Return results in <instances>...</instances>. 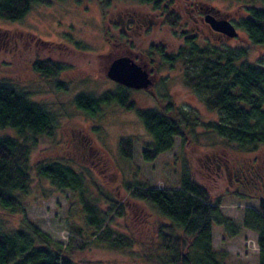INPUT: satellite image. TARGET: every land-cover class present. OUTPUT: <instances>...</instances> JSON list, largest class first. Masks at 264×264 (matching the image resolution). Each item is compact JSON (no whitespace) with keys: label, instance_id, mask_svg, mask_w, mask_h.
Returning a JSON list of instances; mask_svg holds the SVG:
<instances>
[{"label":"rangeland","instance_id":"obj_1","mask_svg":"<svg viewBox=\"0 0 264 264\" xmlns=\"http://www.w3.org/2000/svg\"><path fill=\"white\" fill-rule=\"evenodd\" d=\"M210 1L216 6L232 7L225 0ZM132 3L137 4L136 0H112V7L107 9L99 0H45L33 4L20 20L0 17V81L7 80L27 91L33 100L45 104L56 116L54 134H40L30 153L31 181L27 190L21 192L22 204L9 209L0 203V226L11 231L23 227L29 219L53 239L66 244L74 225L80 226L85 236H93L95 227L88 222L85 199L97 203L102 211L111 209V199L117 200L122 210L112 209L109 223L129 235L132 245L118 249L95 240L83 251H76L73 257L88 264H162L158 256L164 251L160 248L156 226L172 221L150 202L132 197L126 184L180 187V172L186 163L195 180L209 190L214 201L220 199L221 211L240 225L238 234L233 236L223 226H214L212 241L219 258L226 264H257L260 249L257 233L243 226L242 221L245 207L257 208L259 201L264 200V145L252 151L242 150L236 142H228L197 124V133L191 132L187 147L176 137L171 149L146 161L142 152L153 137L135 111H126L114 102L104 104L92 116L73 101L80 92L100 94L116 87L105 73L108 58L103 53L104 29L113 7L129 5L131 8ZM251 4L262 5L258 0ZM179 31L180 28L161 24L139 47L147 49L151 41H156L177 53L184 44ZM240 34L237 39L226 41L228 46H246L248 60L259 61L264 56V47L251 42L244 29ZM220 39L221 36L206 27L197 42L215 44ZM57 51H63L64 58ZM45 58L66 61L68 68L61 78L68 83V89L58 88L54 80L34 69V63ZM186 64L177 61L174 68L163 69L171 77L166 82L158 81L152 94L146 88L133 89L132 97L137 105L158 107L159 99L172 100L195 110L203 120L218 119L217 112L206 106L203 92L186 83ZM2 134L18 136L19 131L16 127L0 126ZM123 137L133 139L130 158L120 152L119 142ZM216 152H224L232 163L237 162L241 174H234L230 179L225 175L215 178L214 170L206 166V161ZM51 159H60L85 173V189L60 188L39 175L38 164Z\"/></svg>","mask_w":264,"mask_h":264},{"label":"trees","instance_id":"obj_2","mask_svg":"<svg viewBox=\"0 0 264 264\" xmlns=\"http://www.w3.org/2000/svg\"><path fill=\"white\" fill-rule=\"evenodd\" d=\"M45 0H0V17L15 21L22 19L33 4ZM155 2L157 0H138ZM255 1V0H254ZM262 5L248 4V14L239 25L251 42L264 47V0ZM103 5L106 0L101 1ZM180 17L168 13L167 22L177 25ZM196 35L183 36L184 44L177 53L159 47L160 59L186 66V83L203 92L206 106L217 112L218 119L203 120L193 109H187L172 100H160L158 107H139L132 97V89L117 84L103 93H77L73 101L88 115H97L104 104L118 103L126 111H135L153 141L142 152L146 161H152L174 146L180 137L183 146L190 142L191 132L197 124L214 131L228 142H236L242 150H255L264 145V56L259 61L248 60L246 46H225L207 42L200 44ZM186 64V65H187ZM64 68L67 67L65 64ZM34 69L47 76L59 73V64L52 60H38ZM68 89L66 84H57ZM156 96H159L156 94ZM198 120V121H196ZM0 126L16 127L18 136L0 135V203L5 208L16 209L22 204L21 192L30 181V153L40 134L53 135L56 116L49 108L33 100L29 93L8 82L0 81ZM120 152L133 156V139L123 137ZM38 174L50 179L60 188L85 189L86 175L60 159L41 162ZM180 187H153L142 183H127L130 195L150 202L172 223H158L160 248L158 261L162 264H226L213 246V230L221 225L230 236L238 234L240 225L220 209V199L214 201L209 190L195 180L185 163L180 172ZM111 209L102 211L97 203L85 199L88 222L95 227L93 236H85L78 225L72 227L69 241L53 239L29 219L25 225L11 231L0 226V264H88L76 260V251H83L97 240L114 248L130 247L132 238L113 228L109 218L112 209L122 210L117 200L111 199ZM120 209V210H119ZM112 217V216H111ZM242 225L257 233L259 258L264 264V200L257 208H244Z\"/></svg>","mask_w":264,"mask_h":264},{"label":"flooded vegetation","instance_id":"obj_3","mask_svg":"<svg viewBox=\"0 0 264 264\" xmlns=\"http://www.w3.org/2000/svg\"><path fill=\"white\" fill-rule=\"evenodd\" d=\"M99 1L102 4V0ZM225 1L227 5H231L232 7L225 8L224 6H216L210 0H185L184 4L181 3L182 0H157L156 3H145L136 0L137 4L132 3L131 8L129 5L117 6V8L113 7L109 14V21L104 29L106 36L105 49L103 53L108 58V63L105 66V73H107L108 67L114 58L118 56H128L137 63L143 65L149 72L154 82L152 86L146 89H148V91L152 94L154 90H156L155 88L158 85V81L161 80L166 82V80L170 79L171 77L170 73L164 74L162 70L165 68H174L177 62H164L160 59V45H163L168 51L167 47L161 42L151 41L147 49H141L139 46L142 44V42L151 33L156 31L157 27L161 26V24L169 25L175 29L180 28L181 31H179V34L182 36H188L189 32H191L192 34L196 35V41L202 37L203 33L205 32V28L209 27L213 32H216L219 36H221L222 39H220L215 44L221 46V48L224 49L225 46H228L226 41H232L233 39H237L241 36L240 31L242 28L240 27L239 23L241 19L246 17L249 12L248 4L251 5L254 0ZM112 5V0L111 2L110 0H106V4L104 6L109 9L112 7ZM168 13L179 15L180 19L177 25H172L167 22L166 16ZM209 15L230 20L239 32L238 36L229 37L226 33L214 29L211 23L206 19V17ZM7 41L5 40V42ZM57 53L60 54L62 58H64L65 55L63 54V51H57ZM47 59L59 64V73L53 77L47 75H45V77L54 80L57 84L61 83L67 85L68 83L61 78L64 70L68 68L63 67L65 64L68 66L66 61L63 59L53 60L51 58H45L41 60ZM41 74L44 75L43 73ZM109 79L115 83L116 86L117 84H123L115 81L114 79ZM223 153L224 152L213 153L211 156H208L206 161V166L214 170V177L220 178L225 175L230 179L234 174L240 175L241 169L238 168V163H232V161L225 157Z\"/></svg>","mask_w":264,"mask_h":264},{"label":"water","instance_id":"obj_4","mask_svg":"<svg viewBox=\"0 0 264 264\" xmlns=\"http://www.w3.org/2000/svg\"><path fill=\"white\" fill-rule=\"evenodd\" d=\"M206 19L214 29L226 33L229 37L239 34L235 25L228 19L217 18L214 15H209ZM106 74L109 78L132 88H148L154 82L147 69L128 56L114 58Z\"/></svg>","mask_w":264,"mask_h":264}]
</instances>
